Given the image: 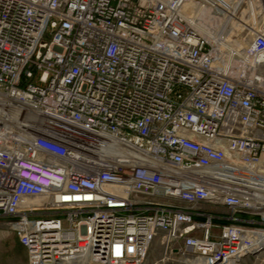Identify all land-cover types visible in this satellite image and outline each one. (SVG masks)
Instances as JSON below:
<instances>
[{
	"label": "built area",
	"instance_id": "1",
	"mask_svg": "<svg viewBox=\"0 0 264 264\" xmlns=\"http://www.w3.org/2000/svg\"><path fill=\"white\" fill-rule=\"evenodd\" d=\"M0 217L28 264L262 251L264 0H0Z\"/></svg>",
	"mask_w": 264,
	"mask_h": 264
},
{
	"label": "rangeland",
	"instance_id": "2",
	"mask_svg": "<svg viewBox=\"0 0 264 264\" xmlns=\"http://www.w3.org/2000/svg\"><path fill=\"white\" fill-rule=\"evenodd\" d=\"M243 35L245 33L241 34V36ZM50 39L51 36L47 35L46 40L49 41ZM8 220V217H0L1 234L3 231L13 234L5 224ZM262 243L264 244V241ZM175 248H181V246L174 244L168 248L163 238L159 237L149 249L148 255L142 264H198L199 260L192 259L182 248L177 251L174 250ZM235 264H264V249L255 254L245 256L242 261L240 260Z\"/></svg>",
	"mask_w": 264,
	"mask_h": 264
},
{
	"label": "crops",
	"instance_id": "3",
	"mask_svg": "<svg viewBox=\"0 0 264 264\" xmlns=\"http://www.w3.org/2000/svg\"><path fill=\"white\" fill-rule=\"evenodd\" d=\"M0 264H28L26 248L14 233H0Z\"/></svg>",
	"mask_w": 264,
	"mask_h": 264
},
{
	"label": "bare ground",
	"instance_id": "4",
	"mask_svg": "<svg viewBox=\"0 0 264 264\" xmlns=\"http://www.w3.org/2000/svg\"><path fill=\"white\" fill-rule=\"evenodd\" d=\"M200 17L202 18V20L200 21L199 24L202 29H208L209 31H211V28H215L216 24L214 23L211 15L205 9L201 10ZM261 238L264 241V235H262ZM262 246H264L263 243ZM58 264H66V263H58ZM69 264H73V263H69Z\"/></svg>",
	"mask_w": 264,
	"mask_h": 264
}]
</instances>
